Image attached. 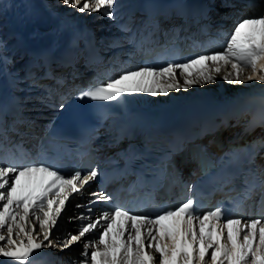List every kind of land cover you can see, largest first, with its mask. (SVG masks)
<instances>
[{"label":"bare ground","instance_id":"bare-ground-1","mask_svg":"<svg viewBox=\"0 0 264 264\" xmlns=\"http://www.w3.org/2000/svg\"><path fill=\"white\" fill-rule=\"evenodd\" d=\"M189 1L203 7L200 20L181 15ZM155 9L170 11L171 17L165 22L161 18L151 20ZM112 12V17L103 11L81 13L63 0H0V90L5 87L14 96L16 103L10 108L17 110L15 129L0 135L8 154L4 166L36 162L40 135L78 86L97 79L106 82L125 69L146 67L141 64L146 36L150 46L184 37L193 45L207 42L203 54L205 50H219L239 17L264 13V0H115ZM95 54L100 61L91 60ZM83 58L88 59L83 63ZM250 72L246 69V74ZM224 74L222 71L215 82L169 90L167 95L126 94L125 105L109 116L96 139L97 167H124L130 142L121 135L123 127L140 123L153 111L244 102L255 106L264 101V83L246 81L244 76L229 83L222 79ZM248 108L222 113L224 118L236 117L246 123L250 119ZM260 129L264 131V126ZM183 168L188 179L201 173L198 166ZM131 182L133 179L123 174L103 192L92 180L80 193L72 194L52 231L55 246L39 250L30 264H82L84 243L96 241V234L89 233L68 248H62V243L68 235L77 234L81 214L95 219L112 210L103 202L127 199ZM101 194L110 199H97ZM249 219L254 218L246 216L243 221ZM0 264L13 262L0 257Z\"/></svg>","mask_w":264,"mask_h":264},{"label":"snow or ice","instance_id":"snow-or-ice-1","mask_svg":"<svg viewBox=\"0 0 264 264\" xmlns=\"http://www.w3.org/2000/svg\"><path fill=\"white\" fill-rule=\"evenodd\" d=\"M63 3L81 13L103 11L112 17L115 0ZM246 69L251 72L246 74ZM222 71L229 83L241 76L264 83V13L239 17L222 49L205 50L164 67L125 69L80 95L96 101H116L126 94L167 95L169 90L215 82ZM97 175L94 169L87 175L61 174L43 161L0 166V257L30 264L39 250L55 246L52 231L66 203ZM97 199L110 197L101 194ZM77 219V234L68 235L61 246L68 248L95 233L96 241L84 243L82 264H264V217L245 223L225 217L220 208L196 215L192 199L154 214H133L117 205L95 219L83 214Z\"/></svg>","mask_w":264,"mask_h":264}]
</instances>
